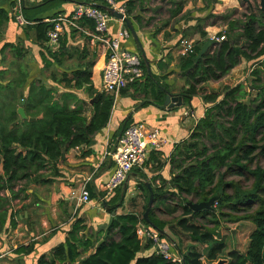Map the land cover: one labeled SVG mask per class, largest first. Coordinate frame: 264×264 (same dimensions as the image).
Listing matches in <instances>:
<instances>
[{
	"label": "trees",
	"instance_id": "obj_1",
	"mask_svg": "<svg viewBox=\"0 0 264 264\" xmlns=\"http://www.w3.org/2000/svg\"><path fill=\"white\" fill-rule=\"evenodd\" d=\"M8 1L14 3L0 0ZM126 6V15L130 17V5ZM258 12L244 20L230 18L224 24L226 28L213 35H224V39L217 40L196 59L208 38L207 31L198 28L199 37L191 50L179 58L178 68L185 81L180 94L185 99L201 95L208 106L189 137L177 144L169 157L173 174L170 187L152 188L154 205L148 219L162 238H169L163 232L167 228L175 237L182 235L192 244L185 254L175 244L182 255L181 264H203V257L211 263L216 261L227 249L220 231L222 223L242 220L254 224L247 250H228L227 264H264V167L255 163L259 154L264 155V11ZM229 16L230 13L223 17ZM38 19L23 28L26 32L32 30L33 40L43 43L52 25ZM84 22L93 30L91 20ZM22 50L12 44L10 66L0 71V228L9 217L13 199L22 198L31 184L47 183L60 176L58 164L64 154L71 148L89 145L107 125L115 98L114 94L94 87L91 63L83 69L79 66L71 76L52 72L51 85L41 77L29 80ZM45 51L53 57V51ZM41 55L46 58L44 53ZM49 61L43 62L47 65ZM242 61L252 64L248 83L226 84L217 89L205 87ZM138 83H130L119 95L127 94L129 87ZM77 90L85 92L87 98L80 97ZM250 90L255 91L252 97ZM145 93L155 99L162 96L153 84ZM19 107H23L26 117L19 115ZM130 122L127 118L122 129ZM244 174L251 178L249 187L228 178ZM139 186L148 192L144 182ZM166 195L176 197L174 206L167 205ZM119 198L117 195L106 200L107 210L113 215L103 240L93 233L82 234L85 225L77 219L65 240L53 247L49 256H40L36 264H178L152 250L150 241L138 238L137 224H149L143 217L146 205L140 213L117 214L115 209L120 204L115 203ZM210 198H214L211 207L202 210H193L186 204ZM176 205L181 212L170 221L158 218L154 212L155 207L164 206L165 211L173 214L178 209ZM18 250L29 252L32 245L20 246Z\"/></svg>",
	"mask_w": 264,
	"mask_h": 264
},
{
	"label": "crops",
	"instance_id": "obj_2",
	"mask_svg": "<svg viewBox=\"0 0 264 264\" xmlns=\"http://www.w3.org/2000/svg\"><path fill=\"white\" fill-rule=\"evenodd\" d=\"M12 1L14 3L0 2V71L10 66L13 59L11 45L17 44L23 48L29 80L41 77L47 85H51L49 75L52 72L57 76L64 73L71 76L79 66L82 65L83 69L91 63L89 70L93 85L103 90L101 78L106 61V46L92 36L93 30L85 22H78L82 27L80 30L67 23L62 24L58 46L51 50L54 52L53 57L45 51V41L33 40V31L26 32L23 28L26 24H34L38 18L50 23L51 19L59 15H69L81 2H94L105 7L100 0H22L25 9L21 11L28 23L21 26L13 19L12 6L16 0ZM203 1L121 0L130 5L132 15L129 18L138 37L136 42L131 35L126 42L123 41V45L139 54L143 77L137 86L129 87L127 94L115 96L107 125L94 135L89 145L71 148L64 154L58 164L60 176L52 177L47 183L31 184L22 198L11 201L9 217L0 228V264H36L40 256H49L52 248L65 240L77 219H82L85 225L82 234L93 233L103 240L113 215L107 210L106 200L115 198L117 190L123 185L125 190L115 203L120 204L115 209L117 214L140 213L142 206H147L149 191L142 190L139 186L141 181L145 185L148 183L151 188L170 187L173 174L169 157L175 146L189 137L208 104L201 95H197L189 99L183 96V103L179 106L163 108L158 105L163 103L167 92L180 94L185 85L178 68L179 58L184 54L183 41H191L193 44L197 39L198 28L206 30L208 37L212 36L211 25L207 21L203 25L198 22L212 9V6H204ZM120 26L117 20L110 21L109 32L115 34ZM41 53H44L45 59ZM44 60L50 61L45 65ZM243 63L246 62L242 61L227 75L218 81L206 83L205 87H219L228 76H232L233 81L241 80L242 76L239 75L243 73ZM237 82L228 84L234 85ZM152 84L154 89L162 91L161 99L145 93ZM76 92L80 97L87 98L82 90ZM127 118L132 122L142 121L148 127L158 128L161 143L150 152L143 168H134L130 172L125 181L127 186L123 184L106 195L104 184L114 166L111 152ZM83 187L90 194L87 203L79 200ZM165 197H168L167 202L175 204V196ZM163 231L168 233L167 228ZM29 244L32 245L31 251L18 250L20 246Z\"/></svg>",
	"mask_w": 264,
	"mask_h": 264
},
{
	"label": "built area",
	"instance_id": "obj_3",
	"mask_svg": "<svg viewBox=\"0 0 264 264\" xmlns=\"http://www.w3.org/2000/svg\"><path fill=\"white\" fill-rule=\"evenodd\" d=\"M100 2L126 15L127 6L121 0H100ZM21 10L22 0H16L12 7L13 19L20 26L28 23L23 17ZM85 19H89L93 23L92 36L106 46V61L101 78L103 90L116 96L128 84L141 81L143 77L141 58L137 52L128 50L123 45V41L126 42L131 36L129 29L123 19L115 18L97 3H78L69 15H59L51 19L52 27L47 33L46 47L50 50L57 48L63 31V23L80 30L82 27L78 22ZM112 20H117L121 24L115 34L109 32V22ZM211 37L216 40L224 39V35L219 37L212 35ZM183 42L185 45L183 52L186 53L191 50L192 42ZM159 135L158 128L148 127L142 121L130 122L122 129L113 152H111L114 166L108 180L104 184L106 195L122 186L134 168H143L150 152L154 148H158L161 143ZM79 200L81 203L90 201V194L87 188L83 187L81 189ZM136 234L141 241H150L153 247L152 250H155L164 258L178 264L182 263V255L175 248V243L169 238H162L159 231L150 224L139 222L136 226Z\"/></svg>",
	"mask_w": 264,
	"mask_h": 264
},
{
	"label": "rangeland",
	"instance_id": "obj_4",
	"mask_svg": "<svg viewBox=\"0 0 264 264\" xmlns=\"http://www.w3.org/2000/svg\"><path fill=\"white\" fill-rule=\"evenodd\" d=\"M216 3H218L219 5L218 6L215 5ZM203 4L206 7L212 6V9H209L208 14H206L207 16L205 18L201 19L200 25L205 24L207 21L208 24L211 25L212 31H210V32H212V35L216 34L219 31L222 32L226 28V25H224L225 22H227L230 18H238L240 20H244L246 18V16H248L249 14H251V13L258 14L259 13L258 11L260 10L259 0H215V1L204 0ZM213 5L215 7H213ZM194 9H196V7ZM229 13H230V16L228 18L223 17L225 14H229ZM186 14L187 13H185L184 15L186 16ZM198 37L199 36L197 35V38ZM242 66H243V70H242L243 73L239 75V76H242L241 80L239 78V79H235L233 81L232 76H228L224 80L225 84L223 82L219 87H215V88L216 89L221 88L223 85H226L228 83L232 84L233 82H237V81L242 82L244 84L248 83V79L250 78V76L248 75V72H250L252 64L251 63H248V64L243 63ZM250 93H251V95H249V96H251V97L255 95L254 90H250ZM255 163H258L264 167V155L259 154L257 156V158L255 159ZM246 176H248V175L247 174H244L242 176L230 175L228 178H233V179L239 181L243 187H249L251 184V178H247ZM125 185L127 186V184H125ZM124 187L125 186L123 185L122 187H120L117 190L118 191L117 195L119 197H120L121 193L125 190ZM131 203H133V199L131 200ZM166 203L168 206H174L175 205L173 202H166ZM153 205L154 204H152V206ZM176 206L178 209H177L176 213H173V214H169L167 211H165L164 206L155 207L154 212L158 218L161 217L165 221H170L171 219L178 216V214H180V212H181V208L178 205H176ZM142 208H143V206H142ZM199 220L205 221L204 218H199ZM173 222H175V221H173ZM220 229H221L220 230L221 235L224 234L223 236H224L225 243L227 246V249L225 250V252L222 255H220V258L229 259V256L227 255L228 250L236 249L242 253H244L247 250L248 243H249V235H250L251 231L254 229V224L248 220H242V221H239L237 223H235V222H233V223L232 222H224V223H222ZM167 232H168L169 239L171 241H173L175 244H177L178 247L180 248V250L185 254L187 252V250L189 249V246L192 244H190L187 239L182 237V235H180L179 237H175L168 229H167ZM198 246H199L200 250L203 249V246L202 247L200 245H198ZM203 260L206 261L207 264H211V262L207 261L205 259V257H203Z\"/></svg>",
	"mask_w": 264,
	"mask_h": 264
},
{
	"label": "water",
	"instance_id": "obj_5",
	"mask_svg": "<svg viewBox=\"0 0 264 264\" xmlns=\"http://www.w3.org/2000/svg\"><path fill=\"white\" fill-rule=\"evenodd\" d=\"M213 1H215V0H213ZM259 4H260V10L264 11V0H259ZM104 8L108 12H110V14L112 16H114L115 18L123 19V21L125 22V25L127 26V28L130 31V34L132 35L134 40L137 42L138 41L137 33H136V31L132 25V22H131V19L129 18V16L123 15L122 13L116 11L115 9H113L109 6H105ZM216 41L217 40L215 38L208 37L207 40L203 43V45L200 47L199 52L196 56V59L200 58L206 52V50ZM247 101H248V99H247ZM182 103H183V96L181 94H171V93L167 92L165 95L163 103L158 105V106L163 107V108H165V107L171 108L174 106H179ZM17 111L22 118L26 117L23 107H19L17 109ZM146 186H147L148 191H149V198H148L147 206H146L144 213H143V217L147 220V222L152 227H154L156 229L155 225L152 224V222H150L148 219V213L151 209V206H152V203L154 200L153 190L148 183L146 184ZM213 201H214V198H210L206 202L196 203V202H192V201H187L186 204L189 205L193 210H202L203 208L211 207V204L213 203ZM227 262H228L227 258H218L216 261H213L211 264H227ZM203 264H207L206 261L203 260Z\"/></svg>",
	"mask_w": 264,
	"mask_h": 264
}]
</instances>
